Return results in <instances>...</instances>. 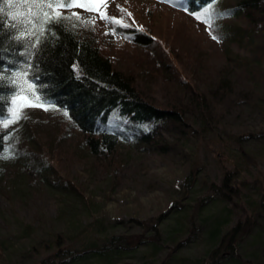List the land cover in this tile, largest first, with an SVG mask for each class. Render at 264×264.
<instances>
[{
    "label": "rangeland",
    "instance_id": "1",
    "mask_svg": "<svg viewBox=\"0 0 264 264\" xmlns=\"http://www.w3.org/2000/svg\"><path fill=\"white\" fill-rule=\"evenodd\" d=\"M170 1L109 0L107 13L120 20L123 26L132 27L133 21H137L146 28L152 27L157 36H163L167 47L172 43L175 47H182L188 51L190 59L195 57L192 53L195 45L189 44L188 39L203 37L202 40L206 41L204 46H211L210 51L207 48L200 54L207 62L206 72L210 71L216 79L219 77L227 82V85L226 82L216 85V88L223 86L224 89L220 88L221 94L208 103L214 116L221 119V124H213L218 126V133L224 139H227L225 135L239 138L241 146L256 155V167L250 166L243 178L251 182L258 171L264 176V81L259 80L264 75V61L250 64L253 47L243 44L239 47L222 38L219 42L213 40L209 31H205V24L198 22L193 15L173 8ZM222 4L228 7L234 4V0H224ZM261 6L264 8V1ZM222 23H225L221 25L224 27L215 22L214 34L225 35L226 25L230 24L237 28L245 27L244 22L238 19H227ZM115 25L97 16L93 26L100 46L116 69L136 74L139 66L133 57L138 51L126 44L125 38L116 32ZM168 65H171L170 60ZM254 68L257 71L252 72ZM174 77H179V74L172 66L161 68L153 75L146 74L140 84L143 95L158 102L176 99V102L190 107L186 115L197 121L190 112L196 106L191 99L192 92L180 90ZM159 80L162 84L157 86ZM180 94L183 95L179 97ZM26 111V119L8 128L11 134L4 156L10 158H3L0 162V244L7 248L0 254V264L9 252L18 250L25 254L16 259L15 264H31L34 258L29 249L38 244L40 238L49 232L78 227L82 221L97 219L101 212L108 214L122 228L125 236L145 234L152 237L153 232H146L142 224L146 227L156 225L164 243L156 258L157 264H161L173 247L169 241L172 229L181 225L178 212L195 210L193 207L197 200L205 194V183L220 180L219 168L205 154L202 155L204 167L197 173L196 180L187 184V161L195 150L197 139L193 137L185 145L182 137L169 134L170 129L166 125L155 127V135L149 143L139 141L129 147L122 145L121 150L127 154L128 160L123 167H114L107 166L103 153L90 156L85 152L83 138L77 134L76 128L71 127L64 110L52 107L49 111L42 108ZM208 142L214 149H223V142ZM77 146L79 150L72 151ZM203 151L201 148L200 155ZM60 182L63 187L57 185ZM69 186L71 188H67ZM74 186H79L92 200L86 208L74 209L76 198L81 197ZM255 193V189L249 187L243 197V201L251 203L252 208L259 199ZM228 216V210L223 209L218 201L204 200L196 218L197 232L176 251V256H183V260L171 262L205 264L212 254L205 240L207 233ZM28 224L33 228L32 233L26 231ZM263 253L264 218H258V226L242 241L238 255L244 261L263 264ZM138 258L126 259L123 264H146L145 259ZM215 260L213 264H221L220 259ZM222 264L237 263H225L224 260Z\"/></svg>",
    "mask_w": 264,
    "mask_h": 264
},
{
    "label": "trees",
    "instance_id": "2",
    "mask_svg": "<svg viewBox=\"0 0 264 264\" xmlns=\"http://www.w3.org/2000/svg\"><path fill=\"white\" fill-rule=\"evenodd\" d=\"M158 1L164 3L170 0ZM223 1L172 0L170 4L187 15L201 12L209 4H214L222 14V18L216 20L219 26L225 24L222 23L223 20H242L244 28L226 25L225 35L219 38L227 39L239 47L242 44L253 47L250 50V64H261L264 61V8L261 6L264 0H234V4L228 7L223 6ZM0 8L4 9V14L0 15V121L8 116L11 98L16 91L11 83L12 78L16 73L26 70L30 63L31 68L27 69L28 78L35 85L38 94L50 106L67 112L66 117L71 127L76 128L77 134L83 138L85 152L90 156L103 153L105 163L108 162L107 166L123 167L128 157L122 152L121 146H133L139 141L149 143L155 135V127L168 126L169 134L175 133L182 137L185 145L195 137V150L187 161V184L194 182L197 173L204 167L202 155L205 154L219 168L220 180L205 183V194L197 200L193 207L195 210L178 212L177 218L181 225L172 229L169 241L173 247L168 258L163 259L161 264H180L178 262L183 260V256H176V251L197 232L196 218L204 200L218 201L223 209L228 210L229 215L223 223L219 222V225H215L207 233L205 240L209 243L212 254L205 264H213L215 259H220L221 264L224 260L225 263L255 264L242 260L238 252L242 241L258 226V218H264V176L258 171L251 182L243 178L244 172L250 166L256 167V155L252 151H246L239 138L225 135L227 139H224L218 133V126L213 124H221V119L214 116L208 103L221 94L219 89L223 86L216 88V85L226 81L219 77L216 79L210 75L213 74L210 71L206 72L207 62L200 54L207 48L210 51L211 46H204L206 41L202 40L203 37L192 36L188 39L189 44L195 45V50L192 51L195 57L190 59L188 51L182 47H175L173 43L167 47L163 36H157L152 27L146 28L137 21H133L132 27L115 25L116 32L125 38L126 44L138 51L133 59L139 66V71L136 74H126L116 69L110 57L105 54L93 25L78 23L73 27L68 21L53 23L49 25V31L45 33L42 43L37 48H32L31 41L14 39L17 31L9 27L12 21L8 14L19 12L23 15V6L18 0H14L13 6L9 8L4 0H0ZM72 10H66L64 15L70 16ZM76 12L84 20L92 15L81 9ZM32 39L34 41L35 37ZM168 60L171 65H168ZM169 66L175 68L179 74V77H174L179 89L186 93L192 92L191 99L196 106L190 112L197 121L186 115L190 107L176 102V99L172 102H158L143 95L140 84L145 75H153L161 68ZM255 71V68L252 69V72ZM259 80L264 81L263 74ZM161 84L162 80H159L156 85ZM221 114L224 115V112ZM139 132L146 133L139 136ZM10 134V129L0 127V157L5 154ZM208 141L223 142V149L212 148ZM201 148L204 151L200 155ZM74 150H79V146L72 149ZM2 159L0 158V162ZM61 184L62 182L57 185ZM249 187L255 189L259 198L255 208L251 207V203L243 201L244 193ZM74 188L81 196L76 198L74 209L86 208L92 200L79 186ZM100 214L97 219L80 222L78 227L49 232L40 238L39 243L29 249L34 258L31 264H123L126 259L134 260L135 256L145 259L146 264H157L159 248L164 247V243L156 225L146 227L142 224L146 232H153L152 237H146L145 234L137 237L125 236L122 228L108 214ZM26 231L32 233L30 224ZM6 249L1 243L0 254ZM23 254L25 252L19 250L9 252L6 258L1 259L2 263L15 264V260ZM174 259L178 262H171Z\"/></svg>",
    "mask_w": 264,
    "mask_h": 264
},
{
    "label": "snow or ice",
    "instance_id": "3",
    "mask_svg": "<svg viewBox=\"0 0 264 264\" xmlns=\"http://www.w3.org/2000/svg\"><path fill=\"white\" fill-rule=\"evenodd\" d=\"M4 3L11 8L14 0H4ZM23 6V15L19 12L8 14V18L12 21L9 27L17 31V35L13 38L17 41H31L30 47L37 48L45 33L49 31V25L53 23H61L64 21L71 22L73 27L78 23L94 25L97 16L104 21L119 25L121 21L112 18L107 13L109 0H18ZM176 6V5H174ZM81 9L88 12L91 17L87 20L81 16L79 12L72 11L70 16L64 15L66 10ZM188 11L187 8L184 9ZM4 14V9L0 8V15ZM193 15L198 22L205 24L206 30L209 31L211 38L219 42V36L214 34L216 20L222 18V14L216 9L214 4H209L203 11L198 13H189ZM33 37L35 40L33 41ZM31 54V53H29ZM31 64L27 65L26 70L18 72L12 78L11 83L16 88L15 94L11 98V111L9 118L0 122V127L5 129L11 125L19 123L20 120L27 118V109L42 108L44 111L51 110L46 99L38 94L35 85L29 80V72ZM67 115V112H65ZM0 158H10L3 156Z\"/></svg>",
    "mask_w": 264,
    "mask_h": 264
}]
</instances>
